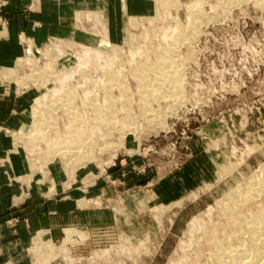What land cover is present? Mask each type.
Listing matches in <instances>:
<instances>
[{
  "label": "rangeland",
  "instance_id": "374dc122",
  "mask_svg": "<svg viewBox=\"0 0 264 264\" xmlns=\"http://www.w3.org/2000/svg\"><path fill=\"white\" fill-rule=\"evenodd\" d=\"M148 1L139 12L122 0L113 32L96 6L74 10L71 34L5 43L23 48L0 59V123L16 126L5 128L12 146L0 166L21 153L31 182L47 184L31 191L26 175L5 171L18 187L0 195V220L30 213L35 224L20 264H186L246 184L262 193L250 206L264 205V0ZM164 54L176 59V91H153L160 78L142 69L161 67ZM138 72L151 75L146 91ZM77 131L89 135L81 149Z\"/></svg>",
  "mask_w": 264,
  "mask_h": 264
},
{
  "label": "crops",
  "instance_id": "0c3cea01",
  "mask_svg": "<svg viewBox=\"0 0 264 264\" xmlns=\"http://www.w3.org/2000/svg\"><path fill=\"white\" fill-rule=\"evenodd\" d=\"M121 2L122 0H8V2L4 4L3 10V13L8 17L7 27L5 26L8 29V36L0 38V55H6L9 51L10 54H8L6 58L1 57L0 59L3 60V64H8L11 60H14V55L21 53L23 46L18 47L14 45L13 49L10 50L5 44L9 41L16 42L18 40V35L20 34L24 33L30 38L37 39L36 41L38 42L51 37V35L71 34L74 28L71 26V16H73L74 10L77 9H84L88 7L93 8L96 6L105 8L109 30L112 29L111 31L113 32V29L117 30V28H121L119 25L121 23L123 13L119 7ZM126 2H128V6L131 11L139 9V12H142L150 7L148 0H126ZM73 33L78 37V35L82 32L76 30ZM76 33L78 34L76 35ZM18 55L19 54H17L16 57ZM18 124H20L19 120ZM0 126H2L0 127V154L2 155L12 146V139H10L11 136L9 135V132H6L5 128H15L16 126L7 127L2 123H0ZM20 154H18V152L10 153L9 163L0 166L1 196L8 194L9 189L13 190L18 187V184L12 185L13 178L11 179L8 177L11 173H15V175H26V182L28 183L26 184L27 187L31 188V191L34 188L36 191L40 189L42 190V187L47 185L42 182H38V179H36L35 184L31 182L35 174L29 172L26 165L23 167ZM5 171L8 172L9 175H7ZM9 180L10 182L7 183ZM33 185H35V187ZM50 187L51 186L49 185V188ZM62 189L66 190L64 186ZM26 203H28V200ZM6 206H8L7 202L0 199V213H5L7 211ZM26 208L27 206H25V208H21L19 211H25ZM14 225L15 223L9 226L7 222L0 220V264H5V262L11 260L14 261L15 264H20L23 260L21 250L26 247L30 234L33 230H35V224L30 217V213L26 222L20 220L16 223L17 226H15L19 228L17 233L12 230Z\"/></svg>",
  "mask_w": 264,
  "mask_h": 264
},
{
  "label": "bare ground",
  "instance_id": "6f19581e",
  "mask_svg": "<svg viewBox=\"0 0 264 264\" xmlns=\"http://www.w3.org/2000/svg\"><path fill=\"white\" fill-rule=\"evenodd\" d=\"M177 44L175 42L174 46H171V47H174V49H175V48H177L179 46ZM163 56H164L163 59H166V60H163V62L165 61L164 62L165 65H163L164 64L163 63L161 67L160 66H158V67L154 66L156 68V69H154V67L150 66V64H151L150 63L147 66H143L142 69H144L145 72H146V70H148L147 72L149 74H153V75L157 76L158 78H160V79L156 78L157 81H160V82H158V84H157V82L154 83L155 85H157V87H153V91L158 90V86L161 87L160 85H163V83H165V82L171 83L170 87L175 88V91H176V90H178L180 88V86L177 85L178 83L176 84V82H177L179 77L176 78V76H174L176 74H174V75L172 74V72H173L172 67H174L176 59H175V61H173V59H174L173 57L172 58L171 57H166L165 54ZM17 64H18V62H17ZM10 70H11V68L7 69L2 74H6ZM138 74L140 76L139 80H140L142 89L144 91H146L147 87H151L152 84H153L151 82V80H149L151 75H148L149 76V79H148L147 75H141L139 72H138ZM110 75H112V74H110ZM113 78H115V77H113ZM21 81H23V80H21ZM118 81H119V79L116 82H118ZM121 81H122V79H121ZM108 87H110V85ZM69 99H71V97ZM65 103H66V101H65ZM69 108H72V107L69 106ZM103 108H105V107H103ZM109 109L111 110V108H109ZM70 112H72V111H69V113ZM75 112H76V110H75ZM108 112L110 113V111H108ZM113 112H115V111H113ZM72 113H71V115H72ZM65 115L67 116V114H65ZM75 115H76V117H73V118L75 119L76 123L78 122L77 123L78 127H79V125L81 126V123L85 124L84 120H83L84 121L83 122L81 119H79V117H77L78 114H75ZM75 115H72V116H75ZM101 117H104V116H101ZM73 118H72V123H74L73 122L74 121ZM101 119L102 118H100V120H99V118H98L99 121H102ZM74 126H76V124ZM43 128L46 129V127H44V125H43ZM69 128H70V126H69ZM86 128H88V127H85L84 129L86 130ZM91 129L93 131V128H91ZM96 130L97 129H95V131ZM83 135H84L83 131H77V133H75V135L73 136L74 140L72 142L73 146H75L77 148L80 147V149H81V146L83 145V143H85L84 140L89 137V135H88V137H86V136L83 137ZM92 137H94V136L92 135ZM46 140L48 142L50 141V139H48V137H47ZM55 144L56 143H54V145ZM261 180L264 181L263 178ZM261 180H259V181H261ZM251 181H250V183H251ZM255 181H256V179H255ZM263 181H262V186L264 187V184H263L264 182ZM250 183H249V185H250ZM256 183H257V181H256ZM254 186L257 187V185H254ZM254 186H252V187H254ZM246 187H248L247 184H246ZM246 187H244V188H246ZM252 187L249 186V188H247L246 190H244V188H243V190L245 192V193L244 192L243 193L245 195L242 193V191H243L242 190L241 191L242 194L240 192H238L239 195L236 194V196H234V198L230 197L231 199H233V200L230 199L232 201V203H226V204L221 205V207H220L221 210L220 211H222L221 212L222 215H225V217H227V218L229 217L228 221L226 220V223L223 224V225H220V226L214 224L213 227H211L212 229L210 228L211 230H208V233H203L202 232L201 233L202 235L199 233V235L197 237V240H195V242H194L195 243L194 249L191 248V249H193V252L191 250H189L190 251V254H188L189 255V261L186 264H264V262H263L264 260L262 261V259H264V238H261V236L263 237V235H264L263 234V232H264V205H261L260 208L257 211H256L257 208L254 209L253 207L250 206V204H252V201L254 199H256L259 195H262V193H259V192H257L255 194V191H254L255 189L252 188ZM240 189H242V188H240ZM256 191H258V189ZM261 191H263V190L261 189ZM250 193L253 194V196L250 195ZM240 195H244V196L241 197ZM230 200L228 202H230ZM248 202H249V204H248ZM246 204L249 205V207L247 206L248 209H244V208H247V207H243ZM255 204H252V206L255 205ZM219 220H221V219L219 218ZM216 222H218L217 219L215 220L214 223H216ZM228 222H229V224H227ZM210 225H211V223H210ZM206 228H208V227H206Z\"/></svg>",
  "mask_w": 264,
  "mask_h": 264
}]
</instances>
